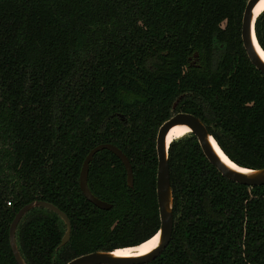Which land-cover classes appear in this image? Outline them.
I'll return each instance as SVG.
<instances>
[{"label":"trees","instance_id":"16d2710c","mask_svg":"<svg viewBox=\"0 0 264 264\" xmlns=\"http://www.w3.org/2000/svg\"><path fill=\"white\" fill-rule=\"evenodd\" d=\"M248 0H0V264L15 214L25 264H66L84 254L134 247L160 221L156 134L176 113L199 118L225 155L264 168V75L241 42ZM264 51V11L255 22ZM179 99L176 107L172 105ZM100 144L88 187L79 174ZM171 240L147 264H264V186L224 178L187 134L168 150ZM9 203V205H8Z\"/></svg>","mask_w":264,"mask_h":264},{"label":"water","instance_id":"95a60500","mask_svg":"<svg viewBox=\"0 0 264 264\" xmlns=\"http://www.w3.org/2000/svg\"><path fill=\"white\" fill-rule=\"evenodd\" d=\"M260 1L261 0H248L246 3L241 21V42L249 62L252 64V66L255 67L256 70L264 75V61L262 60L258 49L263 53L264 51L260 47L255 34L256 19L263 12L262 11L259 14H255L256 7ZM178 101L179 99L174 102V104L172 105V110L175 109ZM176 126H182L188 129L187 134H192L197 139L204 157L224 178L243 186H264V168L254 170L236 165L221 150L214 138L208 132L204 123L199 118L188 113H176L159 127L155 140V149L157 156L156 198L160 221L158 231L151 237L153 238L155 236H158L155 247L147 254L137 256H117L115 254V251L118 249L111 252L96 251L76 257L66 264H147L160 256L166 249L171 240L173 231V196L170 185L168 161V150L173 140L168 142L167 138L169 132ZM103 150L111 152L121 161L126 172V183L130 189L133 188V171L128 158L122 153L121 150H119L112 144H100L94 147L85 157L79 174L80 191L84 198L92 205H94L97 209L107 211L111 209L112 206L107 202L96 198L90 192L87 183L89 166L94 156L98 152H101ZM217 150H219V152H221V154L228 160V162H230L236 168L230 167L222 159ZM33 208H44L46 210H49L56 214L62 220L66 227V231L62 237L60 247L65 245L69 240L71 225L66 215L52 204L44 201H33L23 206L15 214L14 219L10 224L9 244L13 257L17 264L25 263L20 256L16 245V228L22 218ZM151 238H149L148 240H150ZM142 243H140L139 245H141Z\"/></svg>","mask_w":264,"mask_h":264},{"label":"bare ground","instance_id":"6f19581e","mask_svg":"<svg viewBox=\"0 0 264 264\" xmlns=\"http://www.w3.org/2000/svg\"><path fill=\"white\" fill-rule=\"evenodd\" d=\"M264 11V0H261L255 10V14H259L260 12ZM258 52L262 58V60L264 61V53L258 49ZM188 133V129L182 126H176L174 127L168 134V138L167 141L170 142L172 140H177L185 135H187ZM217 149V148H216ZM219 155L222 157V159L232 168H236L234 167L230 162H228V160L221 154V152H219V150H217ZM157 238L158 236H155L153 238H151L150 240L142 243L139 246L133 247V248H125V249H118L115 251V254L117 256H137V255H144L147 254L148 252H150L156 245L157 243Z\"/></svg>","mask_w":264,"mask_h":264},{"label":"built area","instance_id":"2783aa9c","mask_svg":"<svg viewBox=\"0 0 264 264\" xmlns=\"http://www.w3.org/2000/svg\"><path fill=\"white\" fill-rule=\"evenodd\" d=\"M8 205H9V203H8Z\"/></svg>","mask_w":264,"mask_h":264},{"label":"snow or ice","instance_id":"6c2138e0","mask_svg":"<svg viewBox=\"0 0 264 264\" xmlns=\"http://www.w3.org/2000/svg\"><path fill=\"white\" fill-rule=\"evenodd\" d=\"M153 246H155V245H153Z\"/></svg>","mask_w":264,"mask_h":264}]
</instances>
